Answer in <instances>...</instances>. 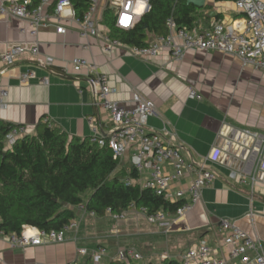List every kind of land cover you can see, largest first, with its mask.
I'll return each mask as SVG.
<instances>
[{
  "label": "crops",
  "instance_id": "0c3cea01",
  "mask_svg": "<svg viewBox=\"0 0 264 264\" xmlns=\"http://www.w3.org/2000/svg\"><path fill=\"white\" fill-rule=\"evenodd\" d=\"M107 3L102 0L99 20L104 18ZM197 15L196 25L202 26L214 21L232 23L242 17L235 0H206L204 10ZM65 25L66 33H58L51 25L34 38L23 32L27 27L23 20L0 16V54L14 43L30 46L36 40L40 58L56 60L50 69L40 67L32 54L19 59L2 78L9 88V97L8 107L0 108V120L25 125L27 134H37L45 123L81 138L91 137L94 126L103 135L110 134L113 123L109 113L96 105L87 72L64 73L74 58L83 57L110 76L111 85L118 89L113 95L115 100L130 104L134 91L151 99L157 113L149 118V127L180 145L188 159L202 162L215 146L222 147L225 154L220 163L211 165L217 177L205 188L203 200L185 216L173 214L168 228L151 224L135 209L127 210L119 220L110 213L87 214L63 243L13 248L7 237L0 235V264H68L87 259L79 254V248L92 250L100 245L109 249L105 264L115 259L118 250L127 247L141 252L144 264H162L167 257L182 258L203 240L213 247L223 246L217 253L223 257L229 249L219 227L223 218L234 221L264 248V171L260 172L254 191L249 182L230 178L231 170L241 165L239 156L246 154L244 144L250 142L240 132L264 133V72L244 66L237 57L215 51L189 50L182 60L173 58L168 49L149 60L132 55L127 47H116L108 53L100 36L84 38L78 23L66 21ZM99 28L109 31L103 20ZM158 35L150 33L148 42ZM28 69H33L36 77L21 84L19 75ZM43 77L48 78L47 84L40 81ZM192 90L203 98H191ZM130 155V151L124 155L122 165L129 164Z\"/></svg>",
  "mask_w": 264,
  "mask_h": 264
},
{
  "label": "built area",
  "instance_id": "2783aa9c",
  "mask_svg": "<svg viewBox=\"0 0 264 264\" xmlns=\"http://www.w3.org/2000/svg\"><path fill=\"white\" fill-rule=\"evenodd\" d=\"M131 2L133 7L126 5ZM151 0H108L107 5L113 9L115 24L118 28L129 30L140 18L151 9ZM236 7L242 17L232 23L214 21L210 26L195 25L189 28L180 25L174 15L166 20V33L159 34L146 46H129L119 38L111 35L110 31L103 32L99 25L98 15L102 0H90L88 9L79 15L72 0H41L35 4L34 0H9L0 3V16H11L23 20L27 27L23 32L37 38L42 28L54 25L58 33H66V21L79 24L82 37L100 36L104 42V50L112 52L116 47H127L132 55L149 60L158 56L163 49H168L176 60H182L189 50L215 51L234 56L241 60L244 66H253L264 72V2L262 0H235ZM139 4L143 10L137 11ZM32 54L38 65L50 68L56 60L52 57L40 58V47L35 40L30 46L24 43H14L0 54V108L8 107L9 88L3 84L2 78L15 66L21 57ZM81 74L87 72V79L96 95V105L109 113L113 128L110 134L103 135L97 126L93 127L91 142L101 146H109L117 160L122 161L127 152H131L130 162L139 173L134 180L142 188L155 191L158 196L170 202H180L177 216L190 213L203 200L205 188L216 179L217 173L211 166L221 162L225 150L215 146L213 152L202 162L190 160L183 148L164 137L162 132L149 127V118L157 113L155 103L139 91L133 92L130 104H123L113 98L118 89L111 85L110 76L103 72L95 62L83 57H76L70 62L66 71ZM36 77L33 69L21 72V84L29 83ZM49 82L47 77L40 80ZM191 98L202 99L203 96L195 90L190 93ZM93 118H91L92 122ZM51 126V125H50ZM28 130L25 125H13L4 141L7 148L14 144ZM240 133L250 139L245 143L244 156H239L241 165L233 168L230 178L242 183H250L253 191L259 174L264 171V133L243 130ZM190 178L187 183L185 180ZM132 209L143 213L151 224L161 228L171 225V216L165 210L150 213L147 207ZM131 209V210H132ZM77 217L64 225L60 230H46L34 226H25L21 234H7L0 228V235L6 236L13 248L41 246L53 243H63L67 235L80 226V218L84 215L98 216L95 211L89 210L86 203L76 207ZM107 213L113 214L115 219L124 217L126 211L115 213L111 208ZM220 231L224 234V245L228 246V254L217 256L220 249L213 247L203 240L198 246L189 248L182 255L183 264H231L240 261L241 264H264V248L261 242L253 235L240 228L234 221L223 218L219 222ZM109 249L100 245L94 249L79 248V254L86 260H74L68 264H105L104 260ZM143 255L133 247L118 250L115 259L121 262H139Z\"/></svg>",
  "mask_w": 264,
  "mask_h": 264
},
{
  "label": "trees",
  "instance_id": "16d2710c",
  "mask_svg": "<svg viewBox=\"0 0 264 264\" xmlns=\"http://www.w3.org/2000/svg\"><path fill=\"white\" fill-rule=\"evenodd\" d=\"M41 0H34L39 4ZM90 0H72L79 15ZM151 9L136 25L118 28L113 9L107 5L103 23L111 35L129 46H146L150 33L166 32V20L174 15L180 25L194 27L204 7L186 0H151ZM13 125L0 120V228L21 234L25 226L60 230L77 217L76 207L86 203L98 216L147 207L150 213L165 210L174 214L180 202H170L138 182L131 162L122 165L111 148L91 142L90 137L70 136L58 126L42 124L37 134H25L12 148L5 137ZM106 264H138L111 260ZM153 264V263H149ZM162 264H183L167 257Z\"/></svg>",
  "mask_w": 264,
  "mask_h": 264
},
{
  "label": "water",
  "instance_id": "95a60500",
  "mask_svg": "<svg viewBox=\"0 0 264 264\" xmlns=\"http://www.w3.org/2000/svg\"><path fill=\"white\" fill-rule=\"evenodd\" d=\"M189 4H194L197 7H204L206 0H186Z\"/></svg>",
  "mask_w": 264,
  "mask_h": 264
},
{
  "label": "snow or ice",
  "instance_id": "6c2138e0",
  "mask_svg": "<svg viewBox=\"0 0 264 264\" xmlns=\"http://www.w3.org/2000/svg\"><path fill=\"white\" fill-rule=\"evenodd\" d=\"M126 7L131 8V7H133V5H132L131 2H129V3L126 5ZM136 10H137L138 12H139V11H142V10H143V4H139V6L137 7Z\"/></svg>",
  "mask_w": 264,
  "mask_h": 264
},
{
  "label": "rangeland",
  "instance_id": "374dc122",
  "mask_svg": "<svg viewBox=\"0 0 264 264\" xmlns=\"http://www.w3.org/2000/svg\"><path fill=\"white\" fill-rule=\"evenodd\" d=\"M139 263H140V264H144V260H140Z\"/></svg>",
  "mask_w": 264,
  "mask_h": 264
}]
</instances>
